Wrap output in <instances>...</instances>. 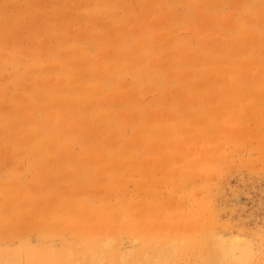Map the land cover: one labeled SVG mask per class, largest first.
<instances>
[{"label":"rangeland","instance_id":"rangeland-1","mask_svg":"<svg viewBox=\"0 0 264 264\" xmlns=\"http://www.w3.org/2000/svg\"><path fill=\"white\" fill-rule=\"evenodd\" d=\"M237 232L264 264V0H0V264Z\"/></svg>","mask_w":264,"mask_h":264},{"label":"bare ground","instance_id":"bare-ground-1","mask_svg":"<svg viewBox=\"0 0 264 264\" xmlns=\"http://www.w3.org/2000/svg\"><path fill=\"white\" fill-rule=\"evenodd\" d=\"M242 234L240 232L239 233L237 232V233H232L229 236H225L221 233L220 234L215 233L211 237L210 241L206 240L207 244L205 243L206 245H204V247H198V248H200L201 252L204 253L202 256H205L204 258H206V259L208 258L212 262L211 264H247L248 262L250 263L252 261V259L254 258V256H256V254L258 253V250H256L257 249L256 248L257 247V240L252 236H248V235L244 236ZM106 239L109 240V238H106ZM108 240H106V241L103 240L104 241L103 243H102V241L100 242V243H102V249H101L102 254H104L113 245L112 244L113 242L108 241ZM167 243L168 242H166V245H168ZM170 246H171V248L168 245L167 247L162 248V250H160V251L157 248V250H156L157 252H154L155 251V249H154L151 253L148 252L145 255L147 256L148 259H149V257H153V258L158 257L159 259L160 258L162 259V257H165V255H171L173 253V251H174L173 246L174 245H170ZM167 248H170V249H167ZM153 252H154V254H153ZM116 256L118 257V260H117L118 264H125V262L127 261V258L130 256V254H129V251H126L123 253H118ZM196 257L201 258L200 255H197ZM91 258L92 257H90V259ZM135 258H136V256H135ZM141 258H142V256H141ZM153 258H152V260H153ZM161 259L159 260V262L162 261ZM165 259H166V257H165ZM154 260H156V258ZM133 261H134V259H133ZM149 261H151V260H149ZM90 262L92 264H100V262L102 263V259L101 258H99L97 260L92 259V260H90ZM156 262H158V261H156ZM136 264H139V263H136ZM193 264H194V262H193ZM209 264H210V262H209Z\"/></svg>","mask_w":264,"mask_h":264}]
</instances>
